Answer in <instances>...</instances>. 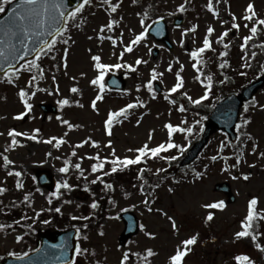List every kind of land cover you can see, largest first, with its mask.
I'll return each mask as SVG.
<instances>
[{"label":"rangeland","instance_id":"1","mask_svg":"<svg viewBox=\"0 0 264 264\" xmlns=\"http://www.w3.org/2000/svg\"><path fill=\"white\" fill-rule=\"evenodd\" d=\"M209 3H212L216 11L207 6ZM249 3L253 4L257 13L254 21L264 19V0H187L186 4L185 0H91V3L85 5L82 14L68 22L67 33L62 36L68 39V43L60 40V52L53 59L46 60L48 68L44 69L43 78L38 77L34 84H30L32 76L38 75V70L32 74L26 69L20 71L10 82H5L6 75L0 76V188L6 189L0 192V196L4 202L14 205L23 202L40 170H48L62 184L65 180L72 181L74 174H80L81 169L86 176L97 153L101 160L105 157L111 160L113 148L121 158H135V151L129 149L139 148L146 142L149 147H155L171 139L186 147L184 134L177 132L170 137L165 125L168 122L176 125L184 120L187 123L203 120V115L187 110L188 100L183 92H188L194 99L199 98L205 91V86L195 80L200 73L216 76L221 70H227L225 67L228 61H239V47L243 38L251 35L250 29L253 26V21L244 19L249 15L246 10ZM113 4L118 6L115 12L112 11ZM181 4L185 6L183 12L179 10ZM161 17L168 25L171 46L149 34V27ZM113 19L118 23L111 29L104 28L101 34V26ZM176 19H182V24L175 25ZM234 23H239L240 28H234ZM209 27L214 28L211 35L207 34ZM257 27V34L247 42L251 80L260 76H257V72L264 62V26ZM193 28L195 31L185 33V29ZM226 29L231 31L221 42L218 38ZM140 31H145L146 37L133 46L131 53L124 52L123 46L129 44ZM206 38L212 42V48L201 54V63L197 64L190 53L202 47ZM225 45L228 46L224 51L227 55H217L220 47ZM155 48L159 49L157 55L154 53ZM65 50L67 67L64 66ZM121 52H124L122 59ZM94 55H100L102 63H132L135 66V70L126 66L108 70L105 84L107 78L116 73L125 76L127 85L123 91H114L106 86L104 99L97 101L98 110L91 107L93 99L99 94V85L91 84V80L100 72L91 59ZM140 57L148 63L136 66L135 61ZM35 59L36 57L31 61ZM194 64H197L200 72L196 71ZM221 64L224 65L223 68L220 67ZM153 68L163 75L157 76L153 81V90H150L147 83L152 77ZM177 72L184 77V85L174 93L179 99L175 100L176 104H172V100L164 92H170L177 82ZM35 84L39 85V90ZM156 85L160 88L159 92L154 91ZM72 87H78L80 91L73 93ZM22 88L29 93L26 99L33 105L31 111L24 104V98L19 95ZM31 92H36V95L32 96ZM137 98L143 100L144 105L130 109L127 116L114 118L112 135L109 136L105 121L110 113L129 103H135ZM63 99H68L70 103L60 108V101ZM76 100L83 106L77 105ZM41 103L55 104L59 112L45 114L39 108ZM181 104L186 111H180ZM262 106L264 87L245 108V116H250L249 123L244 127L243 135L238 134L236 143H227L223 132H214L203 151L204 158L192 165L180 171L174 170L168 176L165 172L167 166L154 164L155 171L161 168L165 170L159 173L156 171L158 187L147 185L143 191H138L133 188L131 181L125 183L113 178L114 189L109 198L104 193L91 198L87 190L75 189L71 204L64 212L77 217L90 215V220L87 221V233L77 239V246L81 245L82 249L88 251H81L74 264H121L124 252L129 253L128 264H145L143 257L148 248L154 251L150 264H170V256L175 253L177 246L192 235H197L198 240L195 245L190 246L191 250L184 258V264H242L236 259L241 255L248 256L253 264H264V157L259 154L264 152ZM22 111L28 116L26 119L17 118ZM63 119L80 127L69 129L62 123ZM138 119L141 120L139 124ZM12 129L28 133L27 136L16 137L19 144L15 147L11 146L13 137L9 135ZM35 129L41 131L36 133ZM153 129L155 131L149 139ZM33 134L37 136L36 140L31 139ZM51 137L63 138L65 142L57 148L55 141L47 143ZM89 137L98 141V145L89 141L78 146ZM109 140L113 142L111 146L108 145ZM222 141L227 143L223 149ZM253 147L256 148L255 152L252 151ZM73 150L76 152L75 156L72 155ZM214 155L217 159L213 161L211 157ZM4 156L13 161L8 167L4 166ZM69 161V172H61L60 169ZM76 163L81 164V169L74 167ZM16 172L22 175L17 176ZM196 172L201 175L197 176ZM246 174L248 179H244ZM96 176L97 174H93L92 178ZM18 181L24 185L22 188L17 187ZM223 181L231 182L236 196L235 203L228 204L226 196L215 191V184ZM50 191L52 189L34 190L31 202L33 210H40L48 205L47 196ZM253 197L259 198L254 217V227L258 225L261 228L258 238L253 240L249 236L237 240L235 233L242 230V221ZM97 198L101 199V207L85 212V206ZM221 200L225 202L222 209L205 207L206 204ZM144 201L148 203L145 204ZM127 210L137 215L141 231L123 246L120 237L125 225L120 214ZM209 212L213 214L211 221L207 220ZM95 217H99L100 221ZM169 217L176 220V229L172 227ZM3 223L9 225V221L2 218L0 224ZM34 228L37 231L57 230L46 223L34 225ZM148 232L156 235L149 237ZM17 236H25V232L17 230L5 233L0 230V264L13 253L23 254L26 241L30 244V249L36 247L38 235L34 232L22 240H17ZM257 242L262 245V249L255 247ZM136 253L143 256L138 257Z\"/></svg>","mask_w":264,"mask_h":264},{"label":"snow or ice","instance_id":"2","mask_svg":"<svg viewBox=\"0 0 264 264\" xmlns=\"http://www.w3.org/2000/svg\"><path fill=\"white\" fill-rule=\"evenodd\" d=\"M107 2V0H105ZM12 3V0H2L0 2V13H4L6 11L5 6ZM91 3V0H83L82 3H78L75 6V11H68L67 4L68 0H19V3L15 5L11 9V15L8 16L6 22L2 25H0V57L3 58V63H6L8 65V69L6 70V77L8 80H12L14 76H18L20 74V69H26L28 72H32L34 69L38 70V75L37 76H32L31 80L29 81L30 84H34V82L37 80V78H43L44 75V69L41 67L40 63L38 61L41 59V56H46L49 53L54 51L55 45L58 43L57 39H52L51 42H49L48 39H44L45 36H55L60 39L64 40V43H68V39H65L61 36L62 32H67V27L63 25L62 21L65 19H72L77 16L78 13H80L85 5ZM187 3V0H185V4ZM209 8H213L212 3H209L207 5ZM117 5L113 4L112 5V11L115 12L117 9ZM179 10L181 12L185 11V6L184 4H181L179 6ZM247 12L249 15L245 16L244 19L246 21H253V26L250 29L251 35L245 36L243 38L244 44H242V47H245L248 41H251L253 39V36H255L258 32V27L257 25L264 26V19H259L254 21V17H256L257 13L254 9V6L252 3H249L247 5ZM213 11H216L213 8ZM163 19V17H161ZM118 21L113 19L110 21V23L106 25H102L100 32L103 34L104 28H109L111 29L113 25L117 24ZM143 23V21H142ZM225 23H227L225 21ZM198 27V26H197ZM234 28L239 29L240 24L239 23H234ZM189 31H195V28L193 29H185V33ZM229 31L231 29H226L221 36L218 38L219 41H223L224 37H227L229 34ZM214 32V28L209 27L207 28V34L211 35ZM147 33L145 31H140L139 34L135 35L134 39L130 41L129 44L124 45V52L131 53L133 51V46L138 45L145 37ZM264 46V45H262ZM227 47V45H225ZM212 48V42L209 39H205L203 41V46L194 49L191 51L190 55L192 58H195L197 61V64L201 63L200 57L201 54L205 52L206 49H211ZM124 52H121L120 56L121 59L123 58ZM23 53V55H21ZM31 53L36 54V59L34 61H29L26 60V57H28ZM224 55H227L225 52ZM67 50H65V60H64V66L67 67ZM91 59L95 62V68L99 69V75H97L94 79L91 80V84L93 85H99V94L95 96V98L92 101L91 107L93 109H97V101H102L104 99V92L106 89V84H105V75L110 69H120L124 66H126L130 70H135V66L132 63H127L126 65H122L121 63H102L101 62V56L100 55H94L91 57ZM17 60H20L21 63L18 66H14V63H10L9 61L15 62ZM141 63L147 64L148 61L144 60L142 57L137 58L135 61V65L138 66ZM197 64H194L193 67L196 68L197 72H200V68L197 67ZM247 67H251V65H246ZM221 68L224 67L223 64L220 65ZM172 70V65H169V71ZM82 75H86L85 73H82ZM158 75H163L162 73H157L156 69H152V77L147 83V87L150 90H153V81L157 79ZM203 75V73H201ZM177 77V82L171 89L169 90L171 93H176L178 89H181L184 85V77L180 74V72L176 73ZM55 79V77H53ZM74 79V78H73ZM225 79H228L227 77ZM115 83V81H113ZM201 84H205L204 80L200 81ZM219 83L223 84L224 80H220ZM212 84H213V77L212 75L207 76V81H206V87L203 95H200L199 98L194 99L192 96L188 94V92H183V96L187 98L188 101H190L191 104L199 105L201 104L202 101L206 100L209 95H211V90H212ZM37 90H39V85L35 84L34 85ZM140 85L137 86L139 88ZM57 90L58 87H57ZM78 87H72L71 92L76 93L79 92ZM29 93L25 91L23 88L20 89L19 95L21 98H24V104L26 105L27 109L31 111L33 108V105L26 99L27 95ZM32 96L36 95V92H31ZM62 105H68L70 101L68 99H63L60 101ZM75 103L79 106H83L80 104L79 100H76ZM144 101L137 98V101L135 103H129L125 107H121L118 111H112L108 118L105 121L106 127H107V134L109 136L112 135V129H113V123H114V118H120L122 116H127L129 115V110L133 109L135 107H139L141 105H144ZM172 104H176V101L173 99L171 101ZM180 111H186L185 107L183 104L180 106ZM215 107V105H213ZM264 107V106H262ZM25 117V112H20L17 116V118H24ZM208 117H203V120H207ZM203 120H193V122L188 125L187 120L182 121L181 123H178L174 125L172 122H168L165 127L168 130L169 136L171 137L172 134L174 133H187L189 136H191L194 132V130H197V126L201 125ZM62 123L67 125L69 129L75 128V127H80V125H75L72 124L70 121L67 119H63ZM141 123V120H137V124ZM249 120L245 118L242 121V124H248ZM182 125H187V126H182ZM41 130L40 129H35L36 133H39ZM154 129L151 130L149 139L152 138V134L154 133ZM199 132H203L204 128L199 127L198 128ZM9 135L13 137L12 139V147H15L19 144V141L16 139L17 136H27L28 133H20L17 132L16 129H12L9 132ZM251 139V137H248ZM32 140H36L37 136L35 134L31 135ZM55 141V146L59 148L61 144H63L65 141L63 138L60 137H51L48 139L47 143H53ZM89 141L93 145H98V141L92 139L89 137L87 140H84L81 142L80 145L82 146L83 144H87ZM112 141H108V145H112ZM227 143H231V141H228ZM226 142H221V149L227 146ZM167 149H177L179 153L183 154L185 151L184 146L173 142L171 139L167 141V143H160L158 146L155 147H149V144L146 142L143 146L136 148L134 150L129 149V151H135L138 153L135 158H131L128 156H124L121 158L119 155L115 154V149H112V159L110 160L111 163V169L110 173H116L118 169L123 170L124 168H127L129 165H134L138 164L141 162L142 159H144L147 155H151L153 157L158 156L161 152L166 151ZM242 151V150H241ZM253 152L256 151V148L253 147L252 149ZM261 157H264V152L259 153ZM51 155V153H49ZM72 155L75 156L76 152L73 150ZM83 159V158H81ZM95 159L98 161L97 163L93 164L91 166V171L93 173H97L98 171L102 170L105 168V163L109 162V158L105 157L103 160L100 158V154L97 153L95 156ZM164 160L166 161H172L176 160L177 156L175 155H166L163 157ZM211 159L214 161L217 159V156L214 155L211 157ZM13 161L9 160L7 156H4V166L8 167L10 164H12ZM71 164V161L68 163H65V165L60 169L61 172L63 173H68L69 172V166ZM76 169H81V164L76 163L74 165ZM145 170L141 169V178L143 177V172ZM148 171H151L150 169ZM157 173L165 171L164 169H157ZM109 172L105 171L103 173L104 176H107L110 174ZM17 176L22 175L20 172L15 173ZM80 175L84 176V171L81 169ZM197 176H200V172H196ZM248 175H244V179H248ZM101 176H97L96 180H101ZM96 180L92 181L93 183L96 182ZM24 185L21 182H17V187L22 188ZM157 187L159 185H156ZM73 186L69 184L67 180L63 181V183H58L57 184V189H71ZM106 187L111 189L113 187L112 184H106ZM141 191H143V186H141ZM6 189L0 188V192H4ZM60 192L57 191L53 193V196H59ZM25 199H28L26 196ZM51 199V197L49 198ZM258 197H253L249 201L248 205V213L244 220L242 221V230H239L235 233V237L237 240L240 238H246L251 236L253 240H257L258 238V231L257 227H254V217L256 214V207L258 204ZM68 203H71V201H67ZM145 204L148 203V201H144ZM91 208L95 209L99 206L98 201H93L91 203ZM225 206V202L223 200L218 201L214 204H206V208H215V209H222ZM56 212H60V208L55 209ZM149 211H152V209H149ZM166 215V213H165ZM82 219H89V217L85 216ZM172 227L174 229L177 228V222L174 218L169 217ZM213 219V214L209 212L207 215V220L211 221ZM47 223V221H45ZM6 226L3 224H0V229H4ZM31 227V225H29ZM85 228L88 227L87 224L84 225ZM147 235L149 237H154L156 234L153 232H148ZM87 239V237H84ZM17 240H22L23 236H17ZM198 237L197 235H192L190 238H187L182 241V245L177 246V250L173 255L170 256V264H184V258L186 255L189 253L191 250L190 246L195 245L197 243ZM60 247V246H57ZM255 247L257 249H262V245L257 242L255 244ZM77 253H80L81 251L87 252V249H80L77 248L75 249ZM13 255H19L18 253H13ZM136 255L139 257L140 253H136ZM154 255V251L152 248H148L146 250V255L143 257L145 260V264H147V259L148 257H152ZM236 259L238 261H241L242 264H253V261L249 259L248 256L246 255H241L237 256ZM129 261V253L124 252L121 260V264H128ZM67 264H74L73 261L69 260L67 261Z\"/></svg>","mask_w":264,"mask_h":264},{"label":"water","instance_id":"3","mask_svg":"<svg viewBox=\"0 0 264 264\" xmlns=\"http://www.w3.org/2000/svg\"><path fill=\"white\" fill-rule=\"evenodd\" d=\"M82 0H68L67 8L68 11H72L75 9V6L78 3H81ZM19 3V0H15L8 8L5 14L0 16V25L4 24L11 15V9L15 7V5ZM63 25L65 20L62 21ZM152 33H156L158 37L166 38V25L163 21H159L156 23L151 31ZM53 36H45L44 39L50 40ZM23 55V53H21ZM35 53H31L26 60L34 56ZM10 63H14V66H18L21 61L17 60L15 62L9 61ZM8 69V65L3 63V58L0 57V72L4 73ZM115 81V83H113ZM110 84L112 86H116L118 88H122L124 83L120 81L116 76L112 77L110 80ZM264 84V78L257 80L246 87L242 94L239 95H230L223 101L219 103L216 107L212 115L209 117V121L207 124L206 131L203 135V138L197 142L194 147L190 150L185 160L182 162V165H186L191 163L200 153L203 148L204 143L207 141L210 132L212 129H223L227 132L228 136L232 141L236 140L235 134V124L237 121V116L240 107L243 105L244 100H248L252 98L253 94ZM47 109L54 110V107H47ZM40 182L43 186L54 187L55 182L52 176L48 172H40L39 173ZM216 189L218 191H224L229 195V202H234L235 197L233 196L230 188L229 182L221 183L216 185ZM125 220L127 221V229L122 236V243H125L126 240L131 236L138 232V222L135 216L131 213H126L123 215ZM74 236L75 231H65L60 232L55 235H50L47 233H40L41 238V247L21 258H9L4 264H64L67 261L73 259L74 252ZM60 246V247H57Z\"/></svg>","mask_w":264,"mask_h":264},{"label":"trees","instance_id":"4","mask_svg":"<svg viewBox=\"0 0 264 264\" xmlns=\"http://www.w3.org/2000/svg\"><path fill=\"white\" fill-rule=\"evenodd\" d=\"M234 68L235 67H232L231 69L234 70ZM231 77L233 78V76L230 75V77L228 78V81L226 83L225 82L223 83L228 88L232 87V86H230L231 83L233 82ZM235 79L239 80L238 81V82H240L239 85H244L246 82H248V79L245 77V75L242 77V76H239L237 74ZM241 80H243V81H241ZM217 86L219 88V90H218L219 94L225 93V90H224L225 86H222V85H217ZM237 88H239V87H237ZM199 127H202V124L197 126V130H194V132H193V134L191 136H189L187 134V140H188L189 143L194 142L196 140V138H198V136L200 134V132L198 131ZM170 155L177 156V159L176 160H172V161H166V160L163 159L164 156H162V155L155 156V157H153L151 155H147L146 156V160L149 161V162H161V163L170 165L171 167H175V166L178 167L180 156H178L177 153L174 150L171 151ZM144 168H147L149 170L150 169V165L148 164V162L142 160L140 163L134 164V165H129L127 168H124L123 170L118 169L116 173H110L109 172L110 174L107 175V176L103 175V173L105 171L100 170L99 173H100V176L102 178L101 180H96V178L91 180L89 178V176H87V177H85L84 182L75 181V184L72 185L73 187L71 189L73 190L76 187H78L79 185H84L86 190H88L91 195H94L96 192L102 190L103 188L105 189V191L109 192L110 189L106 187V184H109V183L112 184L111 181H110V177L111 176H116L118 179H121L123 177L127 178V176H128V178L133 181V185L134 186L137 185L138 183L141 184V186H143L146 182L154 183L155 182L154 181V176L152 174H150V175L147 174L146 171L143 172V177L141 178L140 170L144 169ZM94 180H96L95 183L92 182ZM60 197H62L64 199V201L67 202V201H69L70 195L68 194L67 190H63ZM55 204L56 203L53 201L52 206H51V210L48 213H51L52 211H54V209L56 208ZM8 211H9L8 214H12L13 215L12 220L19 221L21 223L20 226L22 228H24V229H27L28 226L33 221V219L31 217H29L30 213L26 209L24 211H20V215L18 214L19 211H15L12 208L8 209ZM38 214H39L38 216H42L43 219H45V214H47V210H43L41 213H38ZM64 220L68 221L70 223L74 222V220H72V218L69 217V216H66L64 218ZM43 221H45V220H43ZM22 223H27V226H23ZM257 231L258 232L260 231L259 227L257 228Z\"/></svg>","mask_w":264,"mask_h":264}]
</instances>
